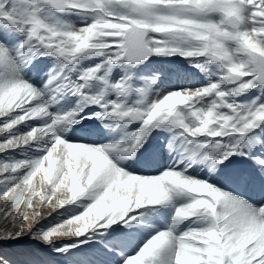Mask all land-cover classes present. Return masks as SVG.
<instances>
[{
    "label": "snow or ice",
    "instance_id": "snow-or-ice-1",
    "mask_svg": "<svg viewBox=\"0 0 264 264\" xmlns=\"http://www.w3.org/2000/svg\"><path fill=\"white\" fill-rule=\"evenodd\" d=\"M176 56L188 86L141 72ZM156 139L169 162L133 168ZM0 154V264H47L2 247L24 237L65 264H264V203L233 187L264 179V0H0Z\"/></svg>",
    "mask_w": 264,
    "mask_h": 264
},
{
    "label": "rangeland",
    "instance_id": "rangeland-1",
    "mask_svg": "<svg viewBox=\"0 0 264 264\" xmlns=\"http://www.w3.org/2000/svg\"><path fill=\"white\" fill-rule=\"evenodd\" d=\"M70 20H72L74 23H79V17H69ZM169 64V65H168ZM51 67V61L49 59H39L33 62V65L30 69L29 75L32 78V81L37 85V87H40L42 84V80L46 79L45 73L49 70ZM159 69L164 72L165 77H164V84H176L179 83L180 76L179 74H186L190 73L195 74L197 76H200V73H198L195 69L191 67V65L188 64L187 61L183 60L182 58L176 56L172 57L167 60H163L160 58H152V63L148 64L146 67L141 68V72L147 73L151 72L153 70ZM179 70V71H178ZM180 70H185V72H182ZM188 70V71H187ZM189 71H192L189 72ZM179 72V73H178ZM177 74V75H176ZM202 75V74H201ZM171 76H176L177 80L170 82L169 78ZM163 86V85H162ZM95 128V126H92ZM103 142V141H101ZM147 146V148H146ZM145 146L146 149H159L160 148V141L159 139L152 140L151 143L147 144ZM19 152H16L15 155L17 158H19ZM5 154H0V159L4 157ZM8 155H11V153H8ZM140 157V153H139ZM159 159V160H158ZM154 160H157V166L159 164H167L168 158L166 153H160L157 155L154 153V151H151L147 153V157L144 158H139L138 161L136 162H129L132 163L133 168H139L142 170H145L149 166L152 165V162ZM235 169L238 170H244L247 172H250L253 176H255V170L252 168V165L250 162L244 161V160H237L235 164L233 165ZM150 171L149 169H146ZM203 175V173H201ZM39 177H37L36 181L34 183H38ZM238 185V188L237 186ZM237 189V191L244 193V195L252 200L255 203H264V179L256 177L253 182L249 184H235L233 185ZM36 201L34 200V203ZM0 206H2V202H0ZM24 210V206L21 205V211ZM50 206H45L43 208V213L45 220L42 222H50V223H55L56 221L60 220L61 217L56 213L52 212V215H49L51 212ZM63 211V210H60ZM29 215L31 216V211H29ZM3 221H0V224H2ZM183 227V225L181 226ZM5 251H12V252H17V253H22V255L19 257L21 260H29V259H37L40 261L47 262V264H63L65 263V260L63 257L60 256H54L49 252L47 248L39 244L35 240H30L28 237H24L23 239L19 241H11V242H6L2 245ZM76 258H83V256H78Z\"/></svg>",
    "mask_w": 264,
    "mask_h": 264
},
{
    "label": "bare ground",
    "instance_id": "bare-ground-1",
    "mask_svg": "<svg viewBox=\"0 0 264 264\" xmlns=\"http://www.w3.org/2000/svg\"><path fill=\"white\" fill-rule=\"evenodd\" d=\"M169 65V64H168ZM179 71V70H178ZM180 71H182V72H185V70L183 71V70H180ZM188 71V70H187ZM189 72H191L192 73V71H189ZM179 73V72H178ZM177 75V74H176ZM198 75V74H197ZM197 75H195V74H190V73H186V74H179L178 76H180V79H179V83H183L185 86H188V84L189 83H193V82H195L198 78H199V76H197ZM169 80H170V82H172V81H176L177 80V78H176V76L174 77V76H171L170 78H169ZM92 126H95V128H93ZM89 128H91V129H98L99 128V125H98V123H96V124H89ZM97 136L99 135V133L97 132V133H95ZM146 148H147V146H146ZM146 148H144V149H142L141 150V153H140V157L141 158H144V157H147V153H149V152H151V151H154V153H156L157 154V152H158V150L157 149H153V148H150V149H146ZM12 154H16V153H11V155ZM19 154V153H18ZM3 155V154H2ZM19 156H20V154H19ZM159 160V159H158ZM157 160H154L153 162H152V165L151 166H149L148 168H146V169H149L150 171H151V169L152 168H154V167H156L157 165ZM139 169V168H138ZM144 170V171H148V170ZM234 186H235V184H234ZM237 186V188H238V185H236ZM63 264H65V263H63Z\"/></svg>",
    "mask_w": 264,
    "mask_h": 264
}]
</instances>
